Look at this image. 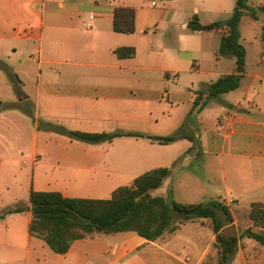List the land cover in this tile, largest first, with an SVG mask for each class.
Masks as SVG:
<instances>
[{
    "label": "crops",
    "instance_id": "1",
    "mask_svg": "<svg viewBox=\"0 0 264 264\" xmlns=\"http://www.w3.org/2000/svg\"><path fill=\"white\" fill-rule=\"evenodd\" d=\"M174 1L179 7L170 5ZM236 1L0 0V42L9 43L0 61L18 74L22 88L20 94L15 91L0 65V83L12 93L8 102L0 96V212L30 206L32 189L109 198L117 187L131 184L147 170L160 166H174L173 174L183 170L191 163L183 160L187 154L219 157L221 164L227 157L264 162V72L247 67L239 88L222 93L230 94L224 99L227 110L207 102L199 111L201 119H217L203 129L199 148L189 137L171 143L140 135L89 141L55 128L168 135L179 130L181 122L180 131L192 134L185 130V120L199 91L235 72L236 58L231 70L222 69L215 62L224 57L218 55L220 42L216 46L222 32L195 30L189 22L197 14L201 23H209L202 11L226 17ZM119 5L136 9L135 32L114 30ZM251 5L259 17L245 15L241 26L249 17L258 28L257 41L263 42L264 0ZM28 41L34 45L24 50ZM124 46L135 47L134 56H118L115 49ZM22 51H28L30 60L24 64L23 58L24 68L17 71L14 55ZM31 58L38 60L37 67ZM235 96H240L236 102ZM40 122L46 125L43 132ZM224 190L226 196L219 197L239 204L226 184ZM253 202L264 203V198L249 200V212ZM32 217L30 207L0 217V264H204L212 248L213 236L207 232L211 229L189 220L156 240L133 230L93 234L75 240L61 254L31 234ZM189 224L192 230L183 236ZM248 257L252 264H264V245L246 236L240 239L234 260L247 262Z\"/></svg>",
    "mask_w": 264,
    "mask_h": 264
},
{
    "label": "trees",
    "instance_id": "2",
    "mask_svg": "<svg viewBox=\"0 0 264 264\" xmlns=\"http://www.w3.org/2000/svg\"><path fill=\"white\" fill-rule=\"evenodd\" d=\"M251 15L257 19V10L249 0H237L233 13L226 19L201 23L198 15L189 22L195 30H220L222 32L219 56L236 58L235 72L223 74L212 82L206 90H200L194 101L193 110L201 111L208 99L239 88L246 73L247 50L241 42V21L243 16ZM114 30L133 33L136 30V9L132 6L119 5L114 10ZM264 39V33L262 35ZM115 52L120 57L134 56L133 46L118 47ZM0 65L7 72L17 93L22 92L21 79L4 61ZM206 96V99L204 97ZM31 113L32 109L26 107ZM56 131L71 137L103 141L113 140L120 135H140L159 143H171L193 134L180 130L168 135L143 134L138 132H88L68 130L55 126ZM178 161V160H177ZM172 167L160 166L138 175L131 184L117 187L109 198L72 197L58 190H36L30 193V206L17 205L0 212V217L13 212L24 211L29 207L33 217L30 223L32 235L44 239L57 253L69 251L73 242L80 238L101 233L114 234L133 230L148 240H156L164 234L175 233L185 221L210 219V227L215 234L214 245L217 248V264H232L239 248L241 236L254 238L264 245V230L247 228L240 236L225 233V228L234 222L230 206L218 199L208 202H182L172 194L155 195L152 189L163 184L171 174ZM249 217L253 225L260 227L264 223V203L253 202Z\"/></svg>",
    "mask_w": 264,
    "mask_h": 264
},
{
    "label": "rangeland",
    "instance_id": "3",
    "mask_svg": "<svg viewBox=\"0 0 264 264\" xmlns=\"http://www.w3.org/2000/svg\"><path fill=\"white\" fill-rule=\"evenodd\" d=\"M159 3L162 0H158ZM260 0H250V4L252 2H258ZM147 1H145L146 3ZM151 2V1H150ZM202 10H204V3H199ZM174 7H179L180 2H172L170 4ZM191 10V9H190ZM234 10V9H233ZM191 12V11H190ZM198 13V11H195ZM233 11L230 15H226V17H214L209 12L202 11V17L205 22H211L214 18H219L220 20L223 18H228L227 16H231ZM216 20V19H215ZM241 31L243 34V43L247 50V69L250 71H258L264 72V65L260 63L261 58L264 59V41L258 42L256 36L258 34V28L249 20V17L245 18L243 24L241 26ZM152 33V32H151ZM153 35V34H150ZM218 37L217 45H219L220 38ZM12 42V41H11ZM17 42V41H14ZM38 45V41L36 42ZM8 41L0 42V53H4L8 49ZM34 45L33 42L28 41V46L24 48V50H28V48ZM36 45V44H35ZM38 47V46H36ZM216 48V47H215ZM263 55V56H262ZM30 55L28 51L23 53V51L19 54L14 55V66L16 70H22L23 63L21 62L23 58L26 59L24 64H27L30 60ZM216 57V56H215ZM34 60L32 63L33 67L38 66V60L31 58ZM215 62L219 63L220 67L224 70H231L235 64V58L233 56H224L221 59L215 58ZM34 71V70H33ZM5 77L6 73L3 72ZM8 81V78L5 79ZM186 81V79H185ZM9 82H6L8 85ZM29 85L33 86V82L29 80ZM6 86V85H5ZM0 96H3L4 100L8 102L11 97L12 93L10 88L4 84L0 83ZM230 94H222L218 97L209 98L208 99V106L213 108H218L219 110L222 109L224 111L227 107L226 97L228 98ZM240 96L232 97V100L236 102ZM206 99V96L204 97ZM228 108V107H227ZM227 110V109H226ZM178 114L181 113V110L176 111ZM175 113L174 116L176 117L178 114ZM199 111L192 110L189 113V117L185 120V130L192 133L195 136V140H193V145L196 147H200L202 144V131L207 127L214 126V122L217 119L211 118L208 119H201L199 116ZM175 119V118H174ZM189 119V122H188ZM179 130L182 129L181 122L178 123ZM39 127L41 131H44L46 125L40 122ZM178 131V130H176ZM175 132V131H174ZM173 132V133H174ZM171 134V133H170ZM198 147V148H199ZM191 161V163L187 164V167L183 170H179V172L172 173L166 178L163 184L157 188L152 189V193L155 195H167L172 194L173 198L182 201V202H199L204 201L208 202L214 199H218L227 203L234 215V222L225 228V233H236L238 235H242L244 231L252 227L254 230H264V223L260 226H254L253 221L249 217V211L246 209V206L249 204V200L251 199H258L264 198V162L261 161H252V160H244V159H236L232 157H227L224 164H221L219 157L201 155V156H193L192 154H187L183 159ZM179 164V163H178ZM176 164V166L178 165ZM174 167V166H170ZM183 168V167H182ZM227 185L229 189L232 191L233 197L239 201V204L236 203L235 200L230 199L228 197L222 198L219 196H226V191L224 190V185ZM259 185V190H255V187ZM258 194H262V197H256ZM229 201V202H228ZM198 222L204 224L206 227L211 229L210 219L207 220H197ZM191 223V222H190ZM192 224L187 226V230H184L181 234L183 236H188L192 230ZM212 231V232H211ZM208 230L209 236H213L212 239V248L209 254L207 255L204 264H217V248L214 245L215 242V234L213 230ZM246 237V236H244ZM243 236L240 239L244 238ZM232 264H252L250 257H248V261L245 262L242 259L234 260ZM255 264V263H254Z\"/></svg>",
    "mask_w": 264,
    "mask_h": 264
},
{
    "label": "water",
    "instance_id": "4",
    "mask_svg": "<svg viewBox=\"0 0 264 264\" xmlns=\"http://www.w3.org/2000/svg\"><path fill=\"white\" fill-rule=\"evenodd\" d=\"M0 109H1V101H0Z\"/></svg>",
    "mask_w": 264,
    "mask_h": 264
},
{
    "label": "built area",
    "instance_id": "5",
    "mask_svg": "<svg viewBox=\"0 0 264 264\" xmlns=\"http://www.w3.org/2000/svg\"><path fill=\"white\" fill-rule=\"evenodd\" d=\"M94 14L92 13L91 16H93Z\"/></svg>",
    "mask_w": 264,
    "mask_h": 264
}]
</instances>
